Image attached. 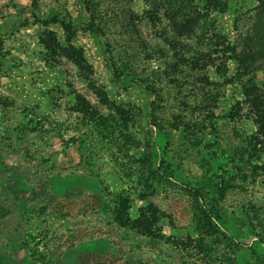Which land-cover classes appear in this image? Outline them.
<instances>
[{"label":"rangeland","instance_id":"374dc122","mask_svg":"<svg viewBox=\"0 0 264 264\" xmlns=\"http://www.w3.org/2000/svg\"><path fill=\"white\" fill-rule=\"evenodd\" d=\"M167 1L0 0V264H264V0Z\"/></svg>","mask_w":264,"mask_h":264},{"label":"trees","instance_id":"16d2710c","mask_svg":"<svg viewBox=\"0 0 264 264\" xmlns=\"http://www.w3.org/2000/svg\"><path fill=\"white\" fill-rule=\"evenodd\" d=\"M196 1L202 2L204 5H200L201 3ZM210 1L211 0H168L166 3V8H168V19L171 21L174 28H176V30L181 34L184 30H189L190 28L196 26L197 22L203 21L207 18L208 12L215 10L214 4L212 3L211 5ZM197 3H199V5H197ZM87 11L90 14L88 30L96 34H102L101 28L97 27L95 24V17L89 6L87 7ZM230 51L232 54H235L234 48L230 49ZM235 59L239 62V58L237 56ZM249 102L254 112V117L256 118V124L258 128H261L264 124V94L260 95L257 92L253 93ZM192 193L197 196V192L193 191ZM211 216L217 220L221 219L219 215Z\"/></svg>","mask_w":264,"mask_h":264}]
</instances>
